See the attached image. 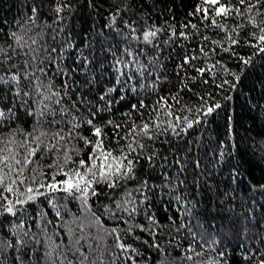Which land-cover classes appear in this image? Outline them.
Here are the masks:
<instances>
[{"label":"trees","instance_id":"obj_1","mask_svg":"<svg viewBox=\"0 0 264 264\" xmlns=\"http://www.w3.org/2000/svg\"><path fill=\"white\" fill-rule=\"evenodd\" d=\"M199 2L0 0V49L12 57L7 61L0 54V77L7 79L15 71L21 75L18 88L0 82L3 139L15 134L14 139L22 142L25 133L37 127V120L40 130L51 134L57 127L53 119L63 120L67 128L74 116L85 119L97 107H104L102 117L123 126L120 134L124 135L133 121L140 124L154 119L161 98L173 112L172 117L161 114L162 120L174 122L175 116H182L194 122L179 136L171 130L154 129V139L142 141L145 149L135 168L136 178L121 180L115 189L98 185L101 195L89 200L90 208L57 192L17 205L15 217L0 216V241L15 245L18 238L24 239L22 248L15 245L0 252V264H189L182 259L189 245L204 253L197 258L203 264H258L259 253H264V54L253 55L256 49L248 41L256 31L249 18L255 16L259 23L258 12L264 8L257 5L243 17L234 13L220 20L225 24L222 31L205 27L208 22L202 23L199 15H189ZM57 6L62 7L59 14L54 11ZM189 21L198 30L182 28ZM149 28L162 29L154 42L158 46L142 42V33ZM173 30L186 31L189 38L165 43ZM13 32L23 37V47L14 42ZM229 37L240 43L232 46ZM202 45L207 55L200 52ZM226 47L230 48L227 52ZM233 51L238 56H253L251 63L243 64ZM185 55L198 59L191 62L195 67L184 65L180 70L177 65ZM195 68L211 70L201 75ZM26 72L34 73V83L23 78ZM41 85L60 93L62 103H55L58 97L44 100L49 93H38ZM17 90L21 96L14 97ZM23 92L30 95L23 96ZM105 94V100H100ZM141 102L147 107L132 111V105ZM216 103L220 107L210 115L197 111L203 105L206 112ZM45 104L49 108L41 116ZM61 109L66 110L64 114ZM27 110L36 115L29 116ZM129 112L131 117L125 115ZM105 131L112 137L111 125ZM72 143L86 158L90 149L82 141ZM105 144L119 147L115 137L105 139ZM149 155L154 157L151 165L146 159ZM43 157L29 171L39 164L50 177L56 169L48 164L55 153ZM145 180L146 188L141 187ZM19 191H24L23 186ZM4 195L16 199L13 194ZM125 207L136 211L129 216ZM149 216L158 223L153 224ZM20 224L22 228L14 227ZM112 228L117 229L121 242L137 251L122 252Z\"/></svg>","mask_w":264,"mask_h":264},{"label":"snow or ice","instance_id":"obj_2","mask_svg":"<svg viewBox=\"0 0 264 264\" xmlns=\"http://www.w3.org/2000/svg\"><path fill=\"white\" fill-rule=\"evenodd\" d=\"M56 2L57 0H53V3ZM257 5H260V8H264V3H262L261 0H255V3H253V0H200L195 6L194 11L189 13V15L193 17L199 15L202 23L205 21L208 22L204 25L205 27H216L223 31L225 30V24L220 23V20L226 21L228 18L232 17L234 13L243 17L246 12H252L253 8ZM63 7H67V5H63ZM35 11L36 9L33 8V12ZM54 11L59 14L62 11V7L57 6ZM258 14L261 16L259 23L256 22L255 16L249 18V23L256 29V31L250 33L251 40L248 41V46L256 49L253 55L264 54V11H259ZM114 20L115 17H113V21ZM189 27L198 30L197 24L191 23V21L182 25L184 29ZM161 30L160 28H149L144 30L142 33V42L147 45H153L154 47L158 46L154 42L158 39ZM133 31H135V29H133ZM232 31H235V29H232ZM12 36L14 37V42L18 46L23 47L21 44L23 37L17 36L15 32L12 33ZM188 38L189 33L186 31H179L177 33V31L173 30L165 43H171L176 39L187 40ZM137 39H139V37H137ZM229 39L231 40L232 46H236L240 43L238 39H232L231 37H229ZM203 40L207 41L208 37H203ZM33 43H35V41H33ZM212 43L219 46L218 41H212ZM9 48L12 49V46L9 45ZM223 50L227 52L230 48L226 47ZM12 51H15V49H12ZM52 51H56V49H52ZM200 52L203 55L208 54L203 45L200 47ZM0 54L4 55L7 61L12 59L3 49H0ZM233 54L238 56L234 51ZM33 59H35V57H33ZM194 59H198V57L185 55L182 63L178 64L177 68L183 70L184 65H191ZM238 59L243 64L247 65L251 63L253 56H238ZM219 63L220 62L217 61V64ZM191 66L195 67L194 65ZM211 67L214 68L215 65ZM38 70L41 73L44 72L43 68H39ZM210 70L211 68H195V71L199 72L201 75ZM33 76L34 73L26 72L23 78L27 79L29 84H32L34 83L32 80ZM20 80L21 75L18 71L12 72L7 79L0 77V82L3 84H14L17 88L20 84ZM36 80H39V77H36ZM224 83L228 82L224 81ZM66 86L67 85H65V87ZM220 87H223V84H221ZM9 90L11 91V89ZM112 90L113 89H110L109 91ZM44 91L49 93V95L43 96L44 100L50 101L52 97H58L55 103H62L60 93L53 91L50 85H41L37 88L38 93ZM12 94L14 97L21 96L19 90ZM22 95L29 96L30 94L28 92H23ZM105 98L106 94L102 95L100 100H105ZM173 99L177 98L173 97ZM80 100L82 102L83 98L81 97ZM163 101L164 98H161V101L158 102V106L154 109L156 113L154 119L150 122H142L140 124L133 121L127 131L124 132V135L120 134L123 126L121 124H116L111 119L102 117L100 114L103 113L105 109L104 107H97L95 110H90L85 119L77 120L74 116L73 121L75 122L69 121L68 123L71 124V126L67 128L62 126L64 124L63 120L57 121L53 119L51 123L57 125V127L51 134L40 130V121L37 120V127L26 132L22 142H17L14 139L15 134H13L12 138L7 140L0 137V216L10 215L15 217L19 210L17 205H23L27 202L35 201L39 196H46L57 192L64 193L65 198L71 197L74 200H79L84 207L90 208L89 200L92 197L99 198L101 195L102 190L97 187L98 185L102 184L108 189H115L121 180L135 179V168L140 162L141 157H143V151L145 149V143L142 142L145 137L147 140H153L154 129L163 132L171 130L174 135L179 136L181 132H186L188 128L193 127L194 122L189 120L188 117L175 116L174 122L172 119L167 121L162 120L161 114L167 117L173 116L171 110L172 106L170 104L166 105ZM177 102H179L178 99ZM24 103L27 104V101H24ZM75 104L76 101H73L74 106ZM205 104H207V101H205ZM146 107L147 105L141 102L139 105H132V111H139L140 108ZM219 107L220 105L216 103L212 106H208L206 112H203L202 105L197 111H201L204 115H210L215 108ZM48 108L49 105L45 104L40 115L43 116ZM27 111L29 116L36 115L32 110ZM65 111V109H61V114H64ZM8 112L12 113L13 108L9 107ZM53 114L55 116L54 110ZM125 115L131 117V112ZM4 118L5 112L0 109V120ZM195 123H199V121H195ZM110 125L113 128L112 137H115V142L119 145L117 149H112L105 144V139L112 138L109 137L108 132L105 131ZM122 140L126 141V143L120 144ZM72 141H76L77 145L82 141L84 148L90 149V151L87 152L86 158L81 156V149L74 145ZM138 149L140 151H138ZM44 153H55V159H53L52 163L48 164V168L56 169L50 177L41 170L39 164L29 171V166L33 165L36 160L43 159ZM133 154H135V156H133ZM77 156L80 157L78 160L75 158ZM146 159L151 165L154 157L153 155H149ZM69 165L73 166L70 167ZM26 171H29L28 175H25ZM57 177H62V179H58ZM19 186H23V192L19 191ZM141 187H147V180L144 181ZM5 193L15 195V201L5 196ZM129 195L131 194L129 193ZM21 197H24V199H21ZM49 203L52 204L54 208L57 207L52 200H50ZM127 203L131 204L132 201H127ZM117 208H121L119 203H117ZM105 210L111 215H115L108 206H105ZM123 211H127L129 216H131L136 209L134 207H125ZM56 215H60L58 210ZM93 215L97 223H101V218L96 216L95 213H93ZM148 219L153 224L158 223L152 216H149ZM14 227L19 229L23 227V224L15 225ZM138 227H140L141 231H144L143 225H138ZM111 233L116 234L117 247L122 252H128L131 246L121 242L117 229L112 228ZM150 234L155 235V233L151 232ZM23 236H27V233H23ZM15 245H20L22 248L24 246V239L18 238L15 241ZM15 245L10 241H0V252H2L5 247L14 248ZM16 251L19 252L20 248H17ZM131 251L136 252L137 250L131 248ZM45 255H50V253H45ZM203 255L204 253L202 251H196L192 245H189L182 259L183 261L189 262V264H203L202 260L197 259ZM259 255L260 259L258 264H264V253H259ZM84 258L87 259L86 256ZM129 259L131 260L132 257H129ZM245 259H248V257H245Z\"/></svg>","mask_w":264,"mask_h":264}]
</instances>
